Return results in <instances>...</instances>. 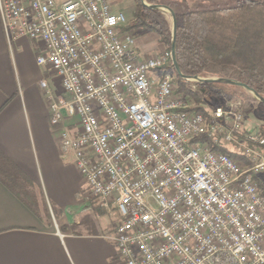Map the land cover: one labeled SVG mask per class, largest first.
<instances>
[{"label": "built area", "instance_id": "1", "mask_svg": "<svg viewBox=\"0 0 264 264\" xmlns=\"http://www.w3.org/2000/svg\"><path fill=\"white\" fill-rule=\"evenodd\" d=\"M0 18L9 41L41 44L38 65L60 79V91L41 82L49 123L119 215L120 264H264V138L237 137L240 102L209 120L194 111L171 52L144 56L115 0H0Z\"/></svg>", "mask_w": 264, "mask_h": 264}, {"label": "crops", "instance_id": "2", "mask_svg": "<svg viewBox=\"0 0 264 264\" xmlns=\"http://www.w3.org/2000/svg\"><path fill=\"white\" fill-rule=\"evenodd\" d=\"M40 51L27 38L9 41L0 18V151L25 179L27 195L20 199L0 181V264H120L110 240L116 212L88 202L75 158L49 123L41 82L50 72L37 63ZM263 114L249 113L244 132L264 138ZM257 182L264 190V175Z\"/></svg>", "mask_w": 264, "mask_h": 264}, {"label": "trees", "instance_id": "3", "mask_svg": "<svg viewBox=\"0 0 264 264\" xmlns=\"http://www.w3.org/2000/svg\"><path fill=\"white\" fill-rule=\"evenodd\" d=\"M188 0H182L186 3ZM148 5H161V0H145ZM135 22L126 30L150 29L161 37L171 52L172 30L158 10L144 7L136 0ZM176 59L181 73L186 77L203 79L223 78L246 84L264 98V0H244L233 7H216L191 10L177 15ZM188 81L177 75L179 92H185L201 103L197 92L188 88ZM202 95H210L213 107L224 106L228 101L240 102L239 111L247 117L258 106L264 108L249 92L240 87L221 83H199ZM205 107V106H203ZM207 120L211 111L197 107ZM249 133V132H248ZM248 133L237 134L245 140ZM212 148L242 160L221 145L211 143ZM247 161V160H246ZM248 162V161H247ZM17 168L0 151V181L20 199L27 198L25 179L16 177Z\"/></svg>", "mask_w": 264, "mask_h": 264}, {"label": "rangeland", "instance_id": "4", "mask_svg": "<svg viewBox=\"0 0 264 264\" xmlns=\"http://www.w3.org/2000/svg\"><path fill=\"white\" fill-rule=\"evenodd\" d=\"M242 1L244 0H188L186 3H182V0H161V6H165L170 8L172 11H174V13L177 15L186 13L188 11L191 10H196V9H206V8H216V7H233L236 6L238 4H240ZM116 3V7L117 9L123 11L129 18L130 24L129 26H132L133 23L136 21L135 17H134V13L137 10V3L136 0H115ZM160 14H162V18L163 20L167 23V25L169 26V28L172 30L173 32V17L170 13H168V11H159ZM129 33H131L136 40L138 41L139 47L142 48L143 51L141 52H145L143 55H145L146 57H151V56H158L164 52H167V47L163 44V42L161 41V37L159 36V34L155 31H152L150 29H138V28H134L132 30L129 31ZM137 36H139V38H137ZM141 43V45H140ZM153 51V52H152ZM150 52H152L153 54L150 55ZM149 53V54H148ZM177 76V74H176ZM49 77L48 78V82L50 83V86L54 89V91H60V79L55 77L54 75L51 74V72L49 73ZM189 83L187 85L188 88L192 89L193 91L197 92V94L199 95V99L202 101L201 103L196 102L195 99L193 97L187 96L185 94V92H179V95L184 96L185 99L187 100L188 104L192 105V108H197V107H202V108H207L209 109V111L213 110V107L209 106L208 104L211 102V98L210 95H202L200 87H196L194 86L195 81L192 80H187ZM177 82V81H176ZM179 90V88H178ZM230 102V101H228ZM227 103V102H226ZM205 106V107H203ZM260 109L261 114L264 113V108L258 106L255 110ZM264 118V114L262 115ZM261 133L264 136V126L261 128ZM238 160V159H237ZM74 164V163H73ZM80 175V174H79ZM81 178V177H80ZM80 189L82 191H84L87 187L84 184L83 180L81 179L80 181ZM88 194L89 191L87 189ZM89 199L88 202L90 201H94L95 198L93 196L88 195ZM108 215H113L115 212H107ZM117 215V217H119V215L117 213H115ZM109 216V217H110ZM112 219V218H111ZM113 221L111 220V222H114L110 229L113 227H115V219L113 216Z\"/></svg>", "mask_w": 264, "mask_h": 264}, {"label": "water", "instance_id": "5", "mask_svg": "<svg viewBox=\"0 0 264 264\" xmlns=\"http://www.w3.org/2000/svg\"><path fill=\"white\" fill-rule=\"evenodd\" d=\"M142 4L144 7H147L149 9L152 10H158V11H168V13H170L173 17V32H172V45H171V54H172V60H173V66H174V70L176 72V74L178 76H180L182 79L184 80H192L195 82H199V83H205V84H210V83H221V84H225V85H230V86H235V87H240L243 88L244 90H246L247 92H249L253 97H255L259 102L264 104V98L261 97L256 91L252 90L249 86H247L246 84H242L238 81H234V80H229V79H223V78H209V79H203L200 77H186L181 73V70L178 66V62L176 59V35H177V25H178V21H177V16L174 13V11H172L170 8L165 7V6H161V5H148L145 0H141Z\"/></svg>", "mask_w": 264, "mask_h": 264}]
</instances>
